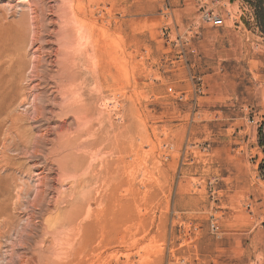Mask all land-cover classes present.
<instances>
[{"label":"rangeland","instance_id":"374dc122","mask_svg":"<svg viewBox=\"0 0 264 264\" xmlns=\"http://www.w3.org/2000/svg\"><path fill=\"white\" fill-rule=\"evenodd\" d=\"M0 14V264H264V0Z\"/></svg>","mask_w":264,"mask_h":264},{"label":"bare ground","instance_id":"6f19581e","mask_svg":"<svg viewBox=\"0 0 264 264\" xmlns=\"http://www.w3.org/2000/svg\"><path fill=\"white\" fill-rule=\"evenodd\" d=\"M27 6H28V4H27ZM0 16H1V14H0ZM7 18H8V16H7ZM7 28H10V27H8L6 24V18L2 19V17H1L0 18V91L1 90L3 91L6 89L5 77L7 75L9 76L11 74H15V71H17L16 67L20 68V66H18V64H19L18 59L13 54L7 55L6 53L3 52L4 46H5V34H6V32L9 33L7 31ZM95 47H96V45H95ZM5 55H7V56H5Z\"/></svg>","mask_w":264,"mask_h":264},{"label":"built area","instance_id":"2783aa9c","mask_svg":"<svg viewBox=\"0 0 264 264\" xmlns=\"http://www.w3.org/2000/svg\"><path fill=\"white\" fill-rule=\"evenodd\" d=\"M213 23L216 27H221L223 25V21L221 19H214Z\"/></svg>","mask_w":264,"mask_h":264}]
</instances>
